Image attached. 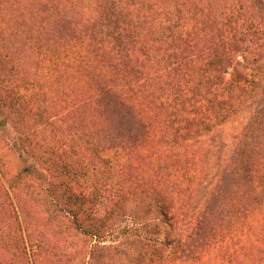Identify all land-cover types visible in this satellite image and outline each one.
<instances>
[{
  "label": "trees",
  "instance_id": "16d2710c",
  "mask_svg": "<svg viewBox=\"0 0 264 264\" xmlns=\"http://www.w3.org/2000/svg\"><path fill=\"white\" fill-rule=\"evenodd\" d=\"M0 264H264V0H0Z\"/></svg>",
  "mask_w": 264,
  "mask_h": 264
}]
</instances>
